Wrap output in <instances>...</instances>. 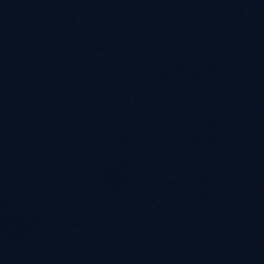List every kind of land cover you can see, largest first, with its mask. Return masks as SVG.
<instances>
[{
	"label": "water",
	"instance_id": "obj_1",
	"mask_svg": "<svg viewBox=\"0 0 264 264\" xmlns=\"http://www.w3.org/2000/svg\"><path fill=\"white\" fill-rule=\"evenodd\" d=\"M75 0H0V20Z\"/></svg>",
	"mask_w": 264,
	"mask_h": 264
}]
</instances>
